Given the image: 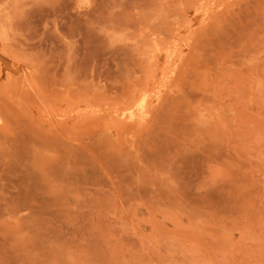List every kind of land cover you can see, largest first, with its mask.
I'll return each mask as SVG.
<instances>
[{"label": "rangeland", "instance_id": "rangeland-1", "mask_svg": "<svg viewBox=\"0 0 264 264\" xmlns=\"http://www.w3.org/2000/svg\"><path fill=\"white\" fill-rule=\"evenodd\" d=\"M126 54L175 71L185 160L57 145ZM0 264H264V0H0Z\"/></svg>", "mask_w": 264, "mask_h": 264}, {"label": "bare ground", "instance_id": "bare-ground-1", "mask_svg": "<svg viewBox=\"0 0 264 264\" xmlns=\"http://www.w3.org/2000/svg\"><path fill=\"white\" fill-rule=\"evenodd\" d=\"M131 55L132 54L125 55V62L117 67L118 75L116 74V76L107 78L106 83H104L98 74H90L91 78L89 80L94 82V86L92 87L98 89L94 94L89 93L93 102V109L90 112L74 115L71 118L65 117L64 120L67 121L69 126L67 128L72 129V132L74 130V134L71 131L70 134L68 129L64 134L69 132L68 135L70 136L66 134L65 136L63 134V140L56 139L57 145L66 152H74L77 148L87 151V153H89L87 154L89 155L87 158L92 161L94 160L93 162L106 172L112 168L133 171L136 167L135 163L138 162V157L140 156L141 158V156H145L143 154H145L144 152L146 151V154L151 155V159L154 158V155L157 157L158 161L152 164L153 169L157 167H170V162L173 157L166 151V148H164V146L168 148L169 145L170 149L171 146H173V148L175 147V151L173 149H168L169 151H174V157L180 158L179 160L181 162L185 160L184 157L187 149L182 145V139L179 135H183L188 131L189 133L192 132L189 128L192 126H188L189 124H187L191 122L189 120V114L184 111L185 106L183 99L181 101L177 98L178 100L175 99L176 101L174 100L172 102L173 97L171 101L168 100L167 102L166 100L169 98V96L166 97L169 87L172 88L173 86H177L175 82L178 77L175 71L165 69L162 66V61H160L159 64H153L149 59H140L138 57V59L135 60L133 58L135 55ZM76 70L78 69L75 68L74 63H71L69 72ZM83 74H85V72ZM85 80L86 78L82 81L85 83ZM178 82L179 80L177 83ZM75 83L76 82L69 83L72 86L70 91L73 92L74 96L81 97L82 94L80 91L86 93L88 87H84L83 83L78 85H75ZM180 89L181 88H179V90ZM64 92L65 91L62 90L61 94H64ZM134 96H136L135 100H137L136 102L140 107L139 111H137V108L135 112L132 109L133 107H127L128 105L132 106ZM97 98L103 103L102 108V105H97ZM125 106L126 108L124 109ZM128 112L129 114H127ZM65 122L63 121V124H65ZM65 127L66 126H64V128ZM195 132L193 135H199V133ZM78 135L81 136L80 139L77 138ZM139 145L141 147L143 145L142 149L139 148L140 152L146 148V151L143 150V153H141L142 155H139V153H137L139 151L136 150ZM162 145L163 149L161 147ZM209 148L211 149V147ZM73 149L75 150L73 151ZM162 150H165L164 153ZM149 156L147 158H149ZM207 159L210 160L211 157L208 155ZM144 160L145 165L148 164L146 163L148 159ZM96 165L94 166L96 167ZM174 166L177 167V165ZM99 167H97V170ZM157 172H154L155 178L152 176L151 178L158 179L157 176L159 175H157ZM164 173V175L168 174L166 172ZM161 174H163V172Z\"/></svg>", "mask_w": 264, "mask_h": 264}]
</instances>
